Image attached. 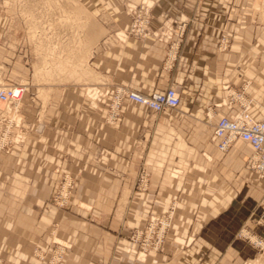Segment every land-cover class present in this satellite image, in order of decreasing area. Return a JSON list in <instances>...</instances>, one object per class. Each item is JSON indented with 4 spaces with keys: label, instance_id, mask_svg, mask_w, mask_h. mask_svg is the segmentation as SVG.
<instances>
[{
    "label": "crops",
    "instance_id": "0c3cea01",
    "mask_svg": "<svg viewBox=\"0 0 264 264\" xmlns=\"http://www.w3.org/2000/svg\"><path fill=\"white\" fill-rule=\"evenodd\" d=\"M154 1L150 33L137 35L128 31L133 22L125 12L129 1L93 0V15L111 25L88 57L87 70L97 81L87 83L120 84L151 94L174 82L181 86L176 108L155 112L125 99L118 123L110 124L107 100L89 95L81 83L35 82L32 53L25 48L22 75L39 93L34 100L24 97L25 108L35 101L39 109L27 112L34 127L26 142L0 157L5 183L0 188V255L10 264H43L33 250L49 246L53 223L73 244L65 264H138L129 228L156 204L178 199L174 231L201 242L207 241L204 232L233 229L237 200L254 198L255 174L244 166L252 146L238 139L220 151L213 138L217 118L207 121L206 110L225 96L226 85L251 80V113L264 116V0ZM181 11L194 17L182 20L184 37L167 66L171 40L159 30L175 24ZM224 27L232 43L222 51L218 41ZM8 60L0 45V64ZM11 76L0 70L1 79ZM232 111L219 108L220 114ZM144 166L152 170V186L136 191L133 182ZM56 167L76 176V197L67 211L49 201ZM119 198H129L125 222L114 217ZM75 219L91 220L101 233L80 229L72 224Z\"/></svg>",
    "mask_w": 264,
    "mask_h": 264
},
{
    "label": "rangeland",
    "instance_id": "374dc122",
    "mask_svg": "<svg viewBox=\"0 0 264 264\" xmlns=\"http://www.w3.org/2000/svg\"><path fill=\"white\" fill-rule=\"evenodd\" d=\"M127 1L129 2L125 4V12L133 17L128 31H136L133 30L137 28L134 23L139 19L137 35L150 33L155 1ZM92 8L93 0H0V45L3 46L4 55L10 58L9 63L0 64V70L15 74L6 80L0 78V86L23 83L27 86L24 97L34 100L39 94L36 90L32 91L31 87L34 85L32 80L22 75L24 50L30 49L33 63L31 74L33 73L35 82L81 83L89 95L107 100L106 121L117 124L124 103L117 106L114 102L117 86L120 84L105 88L88 84L93 80L97 81L87 70L88 57L106 32V26L111 25L109 22H103L105 18L96 14L94 16ZM178 17L179 19H173L175 24H165V27L159 30L160 34L168 35L170 37L168 40H171L165 56L167 66H172L184 37V34L180 35L181 28L186 25L182 20L193 18L194 13L181 11ZM175 19L181 21L177 22ZM115 25L113 24L114 30L117 31ZM231 43L230 30L222 28L218 47L225 51L230 48ZM169 50H172L173 55ZM9 67L10 70L6 69ZM250 84L251 80H245L239 86L231 87L242 91L245 97L251 100L252 107L253 97L248 93ZM178 86L181 91V86ZM227 86L230 85H226L225 88ZM227 95L228 91L220 102L208 106L207 121L211 122L221 115L219 108L226 106L221 102L225 101ZM24 97L20 102L13 104L0 101V157L11 152L14 146L24 144L34 127V121L28 118L27 112L37 111L38 104L33 101L29 108H25ZM238 105L239 102L236 101L235 107ZM39 128L41 129L40 125L37 129ZM244 166L255 174V195L252 200L239 198L238 206L235 208L233 206V213L235 209L238 212V220L233 229L204 232L207 241L201 242H198L199 239L196 240L193 234L183 236L175 232L173 227L179 200L170 199L162 206L156 204L139 225L129 228L128 239L134 244L135 263L150 264L164 257L162 264H264V176L255 168L249 167L247 161ZM55 171L59 175L49 201L61 211H67L72 207L76 197V176L60 167H56ZM141 171L146 174L144 180L139 179ZM3 182L4 180H0V188L4 187ZM151 186L152 170L147 166L137 170L133 182L134 190L147 192ZM128 201L129 198H119L116 203L114 217L121 222L126 221ZM225 210L226 208L223 212ZM71 222L85 231L97 235L101 233V229L96 228L91 220L75 219ZM49 235V246L47 248L36 246L33 254L43 264H65L72 242L58 234L57 223L52 224ZM195 242L198 244L194 245ZM0 264H10V261L0 255Z\"/></svg>",
    "mask_w": 264,
    "mask_h": 264
},
{
    "label": "built area",
    "instance_id": "2783aa9c",
    "mask_svg": "<svg viewBox=\"0 0 264 264\" xmlns=\"http://www.w3.org/2000/svg\"><path fill=\"white\" fill-rule=\"evenodd\" d=\"M138 20L136 19L134 23L137 27L133 29L136 31H132L134 34L139 32ZM184 29L185 27L181 28L180 35L183 34ZM169 51L172 54V50ZM226 89L228 91L227 98L221 103L229 109H234V111L217 116L213 132L217 148L226 152L238 139L248 142L252 146V153L247 159V165L255 168L264 176V116L256 118L251 113V100H248L242 91L231 86H227ZM26 90L27 86L23 83L0 86V101L5 104L18 103L24 97ZM116 94L114 102L117 106L121 105L125 99H129L135 103L143 104L155 112L176 108L181 99L180 88L174 82L164 90L155 91L151 94L119 85ZM236 101L239 102L237 108L235 107ZM216 105L218 106L220 103ZM144 175H146L144 171H141L139 179L144 180Z\"/></svg>",
    "mask_w": 264,
    "mask_h": 264
},
{
    "label": "bare ground",
    "instance_id": "6f19581e",
    "mask_svg": "<svg viewBox=\"0 0 264 264\" xmlns=\"http://www.w3.org/2000/svg\"><path fill=\"white\" fill-rule=\"evenodd\" d=\"M90 79V78H89ZM93 90V89H92ZM92 93V92H91Z\"/></svg>",
    "mask_w": 264,
    "mask_h": 264
}]
</instances>
